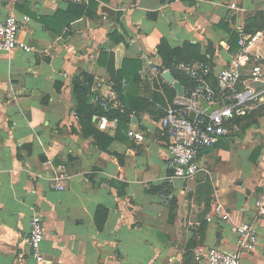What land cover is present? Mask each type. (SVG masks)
<instances>
[{
    "label": "crops",
    "instance_id": "0c3cea01",
    "mask_svg": "<svg viewBox=\"0 0 264 264\" xmlns=\"http://www.w3.org/2000/svg\"><path fill=\"white\" fill-rule=\"evenodd\" d=\"M8 13L19 18L18 36L32 50H0V264H36L28 240L36 214L43 264H207L195 259L196 249L236 250L235 228L245 221L256 228L257 244L241 252L240 264H264V215L254 207L264 192V101L201 150L194 176L170 177L160 119L189 81L170 72L179 95L163 75L144 72L143 58L160 63L162 39L172 48L198 44L216 85L236 38L246 27L264 31V0H0V21ZM110 63L139 79L122 80L127 124L108 118L103 130L93 115L111 138L101 149L80 131L72 83L88 74L112 86ZM56 172L62 189L51 187ZM216 200L228 219L214 211ZM100 205L107 213L99 228Z\"/></svg>",
    "mask_w": 264,
    "mask_h": 264
},
{
    "label": "built area",
    "instance_id": "2783aa9c",
    "mask_svg": "<svg viewBox=\"0 0 264 264\" xmlns=\"http://www.w3.org/2000/svg\"><path fill=\"white\" fill-rule=\"evenodd\" d=\"M14 4L22 0H4ZM88 1V0H76ZM235 8V3L229 5ZM25 19H28L26 17ZM20 28L19 18L8 13L0 21V50L9 51L21 48L28 52L32 47L18 36ZM238 49L228 63L215 73L216 85L208 80L213 67L208 61L194 60L179 61L174 68L182 75L191 79V86L185 96H179L165 109L160 119L162 130L169 136L167 166L171 170L170 177L188 178L194 176L200 167L197 157L201 150L212 146L220 138L236 130V117L244 115L254 105L264 101V31L256 30L252 33H241L237 39ZM144 72L156 77L162 75L168 68H161L153 55H143ZM252 58L255 63L246 72L247 61ZM254 83H259L255 85ZM91 101L104 109L120 107L117 92L109 82L96 80L92 83ZM203 98L208 105L217 104L218 107L205 113L200 105ZM194 111L193 119L188 117ZM76 117V114L74 112ZM97 126L106 129L109 119L105 115L96 116ZM115 120V119H112ZM131 137H139L140 133L133 128L127 130ZM63 174L55 173L51 187L62 189ZM214 211L223 219L229 218V213L219 201H213ZM254 207L259 215H264V192L254 199ZM28 240L31 255L36 264H43L44 255L40 250L44 238L43 222L39 215H33L29 220ZM236 250L224 251L217 247H210L203 251L196 249V260L204 258L207 264H240L241 252L254 250L257 244V231L249 222H241L236 228Z\"/></svg>",
    "mask_w": 264,
    "mask_h": 264
},
{
    "label": "trees",
    "instance_id": "16d2710c",
    "mask_svg": "<svg viewBox=\"0 0 264 264\" xmlns=\"http://www.w3.org/2000/svg\"><path fill=\"white\" fill-rule=\"evenodd\" d=\"M244 30L246 31L244 33H252L256 31H249V28L247 27ZM237 39L238 38H236V41ZM157 54L160 60V67L168 68L169 71L181 82L189 81V87L192 84L191 79L185 75L180 74L174 68L175 63L179 61L191 62L194 60L208 61L205 58V55L200 53V46L193 43H185L182 47L172 48L165 40L162 39L157 46ZM132 63H134V61ZM108 72V81H111L113 88L117 91L118 98L121 97V87L123 84L122 80H125L126 83H129L131 81L137 82L139 79L136 72L132 71L130 75H127L123 70L114 69L111 63L108 66ZM92 81V77L88 74H84L82 78L75 77L73 79L72 92L75 104L74 112L76 114L81 133L84 136H92L94 142L98 145L99 148L106 149L111 138L105 132L95 127L92 118L93 115H105L109 119H116L119 126L121 127L129 122L131 109L128 108L124 103L122 104V107L107 109L102 108L96 103H91L89 101V98L91 97L92 93L90 90ZM189 87L187 89V92L189 90ZM96 213V225L100 228L103 225L104 218L107 213V208L100 205L98 206Z\"/></svg>",
    "mask_w": 264,
    "mask_h": 264
},
{
    "label": "water",
    "instance_id": "95a60500",
    "mask_svg": "<svg viewBox=\"0 0 264 264\" xmlns=\"http://www.w3.org/2000/svg\"><path fill=\"white\" fill-rule=\"evenodd\" d=\"M106 10L108 12H111V13L113 12V10L110 9V8H108V7H106ZM162 75L166 78L167 81H169L172 84V86L176 89V91H177V93L179 95H182L183 94V90H182L181 84L179 83V81H177V80H175L173 78V76L170 73V71H164L162 73ZM254 84L257 85L259 83H254ZM199 102H200V105H201V107H202V109H203V111L205 113H209L212 109L218 107L217 104L208 105V103L203 98H200ZM188 117L190 119H193V117H194V111L189 112Z\"/></svg>",
    "mask_w": 264,
    "mask_h": 264
}]
</instances>
